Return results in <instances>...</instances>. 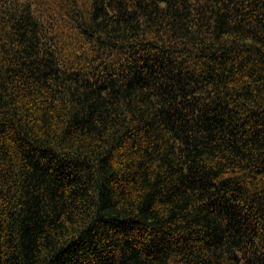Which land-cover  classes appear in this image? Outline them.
Masks as SVG:
<instances>
[{
  "label": "trees",
  "instance_id": "obj_1",
  "mask_svg": "<svg viewBox=\"0 0 264 264\" xmlns=\"http://www.w3.org/2000/svg\"><path fill=\"white\" fill-rule=\"evenodd\" d=\"M0 264H264V0H0Z\"/></svg>",
  "mask_w": 264,
  "mask_h": 264
}]
</instances>
